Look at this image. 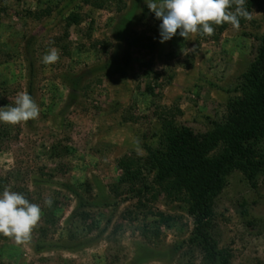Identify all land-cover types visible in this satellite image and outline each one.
Masks as SVG:
<instances>
[{
	"label": "rangeland",
	"instance_id": "1",
	"mask_svg": "<svg viewBox=\"0 0 264 264\" xmlns=\"http://www.w3.org/2000/svg\"><path fill=\"white\" fill-rule=\"evenodd\" d=\"M126 6L118 11L109 0L100 8L85 0H0V107L15 106L17 94L27 92L40 109L35 120L0 122V179L41 208L28 241L0 239V264L204 263V253L188 244L196 221L185 203L156 191L139 211L128 189L113 195L111 187L121 176L122 157L147 156L145 145L161 135L167 112L195 135L219 140L210 156L223 149L219 128L257 57L264 10L253 11L238 31L228 23L213 25L212 36L185 40L178 30L161 43L162 21L145 0H127ZM74 14L80 25L67 28ZM128 36L143 37L146 48L129 49ZM51 48L60 58L45 65ZM149 86L154 94L147 93ZM153 179L145 172L148 183ZM77 198L87 202L86 230L74 220ZM213 211L217 249L231 251L232 264H264V177L254 189L233 172Z\"/></svg>",
	"mask_w": 264,
	"mask_h": 264
},
{
	"label": "trees",
	"instance_id": "2",
	"mask_svg": "<svg viewBox=\"0 0 264 264\" xmlns=\"http://www.w3.org/2000/svg\"><path fill=\"white\" fill-rule=\"evenodd\" d=\"M103 1L85 0V5L100 8ZM109 2H114L118 6V11L127 7V0ZM245 7L250 14L255 10L262 11L264 0H245ZM229 10L234 11L235 5ZM80 17L77 14L70 15L66 20V27L80 25ZM142 17V21L146 20V10ZM245 20L241 18L240 24ZM203 37L200 35V38ZM143 39L128 36L127 47L146 48ZM152 41L155 43L154 38ZM258 42L260 46L256 59L234 89L241 97L229 101L226 105L227 121L218 132L224 141V147L217 155L210 156L219 146L218 139L212 141L207 135H195L191 129L176 124L175 118L173 116L170 118L171 114L167 112L161 118V135L159 137L154 135L156 139L154 143L157 146L154 143L145 145L146 157L138 158L134 154L122 157L118 162L121 176L111 187L113 195L118 194L121 188L128 189L137 200L136 208L139 211L147 208L145 204L147 195L152 197L151 200L157 198L156 191L164 195L166 200L185 203L186 211L196 221V228L188 244L204 253L203 264L233 263L232 252L227 249L218 250L212 234L214 201L226 186L227 177L239 171L254 189L257 188L259 178L264 177V34L258 38ZM147 48L153 50V44H147ZM128 63L129 61H127L129 66ZM150 75L153 74H148ZM154 75L158 81L160 75ZM147 93L154 94V89L151 86L147 87ZM145 172L154 174L153 182L148 183L145 180ZM6 181L0 179V193L6 187ZM25 198L31 202L28 194ZM77 200L79 211L74 220L86 230L90 218L84 211L87 209V202L82 198ZM167 220L163 219L169 225ZM52 221L53 219L48 223ZM252 221L249 224L254 225L255 220ZM155 234L158 237L157 231ZM4 238L5 236L0 235L1 240Z\"/></svg>",
	"mask_w": 264,
	"mask_h": 264
},
{
	"label": "clouds",
	"instance_id": "3",
	"mask_svg": "<svg viewBox=\"0 0 264 264\" xmlns=\"http://www.w3.org/2000/svg\"><path fill=\"white\" fill-rule=\"evenodd\" d=\"M147 7L158 20L160 42L164 43L179 35L185 40L200 34L212 36L213 25L230 24L235 30L240 29V19L250 20L251 14L245 7V0H145ZM235 5V11L229 9ZM56 48H51L44 56L45 65L59 60ZM15 106L0 107V122L17 125L35 120L40 109L33 97L27 92H20L15 99ZM50 207L52 201L46 200ZM41 218L39 205L30 203L21 193L5 187L0 194V234L15 239L17 244L28 241L33 228Z\"/></svg>",
	"mask_w": 264,
	"mask_h": 264
}]
</instances>
